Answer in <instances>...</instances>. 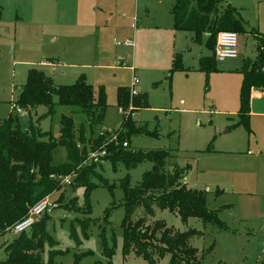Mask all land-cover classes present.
<instances>
[{
  "label": "rangeland",
  "instance_id": "374dc122",
  "mask_svg": "<svg viewBox=\"0 0 264 264\" xmlns=\"http://www.w3.org/2000/svg\"><path fill=\"white\" fill-rule=\"evenodd\" d=\"M35 1L0 0L3 10L0 19V120L11 114L19 118L22 131L29 130V114L17 113L14 102L31 68L44 69L41 71L62 85L72 84L84 76L96 91L105 88L108 108L101 131L111 141L122 131L118 88L126 85L133 88L134 79H137L136 91L142 89L148 106L134 113L133 123L144 132L132 134L127 148L130 151L166 148L170 153L166 171H171L176 164L189 165L188 186L207 192V207L216 214L219 223H204L197 218L183 223L178 214L160 209L153 220L163 219L180 231L189 228L203 231V236L194 238L192 245L199 249L200 255L204 254V264L264 263V156L260 157L261 163H252L250 167L237 160L239 155L224 152L250 146L252 151L255 136L259 134L263 121L260 116H256L257 133L252 122L250 132L236 125L242 84V73L236 69L242 67L246 57L264 52V37L256 36V42L247 29L245 34L238 33L239 56L222 62L216 60L218 70L207 74L200 69V59L213 55V51L205 44L194 42L192 32L174 28L170 14L174 0H149V6L140 0L138 18L142 20L139 24L137 21L136 28L141 31L136 38L132 33L106 35L101 42L111 52L106 57L102 55L107 51L99 53L96 49L95 34L90 38L81 36V31L72 27L68 17L51 18L54 22L38 20L31 8L24 6ZM234 1L240 5L237 8L247 22L246 27L262 31L264 6L259 12L261 4L253 0ZM177 31L180 35L175 41ZM127 40L134 46H125L123 42ZM176 42H179L177 48L182 50L176 49ZM176 55L183 69L173 68ZM127 57H130L131 67L117 65L120 58ZM224 67L234 71H221ZM170 72L171 80L168 79ZM54 100L57 102L56 96ZM46 112L45 106H39L32 113L33 120ZM62 113L72 115L77 123L83 119L76 108L57 105L54 115L40 121L41 129L52 131L57 137ZM54 156L56 164L65 162L66 149L58 147ZM152 167L153 163L146 160L130 170L122 164L114 170L109 160H103L97 168L98 175L113 188L92 179L97 187L89 196L85 187L71 185L74 176L69 177V182L61 179V188L48 196L49 201L57 204L47 222V231L55 244L45 246L43 261L49 264H148L134 253L124 258L125 209L121 183L128 175L131 187L140 185L144 173ZM140 211L135 213L134 220L136 215L142 216L143 211ZM104 235L109 247L113 241L116 243L111 262L103 252ZM16 236L9 230L0 235V262L7 257L5 244ZM50 250L53 252L51 261L48 259ZM78 255L86 256L76 258ZM169 258L167 255L157 264H167Z\"/></svg>",
  "mask_w": 264,
  "mask_h": 264
},
{
  "label": "trees",
  "instance_id": "16d2710c",
  "mask_svg": "<svg viewBox=\"0 0 264 264\" xmlns=\"http://www.w3.org/2000/svg\"><path fill=\"white\" fill-rule=\"evenodd\" d=\"M171 14L176 30L192 32L194 42L205 44L213 51V55L200 59V69L207 74L218 70L215 57L218 33H246L238 10L227 0H175ZM258 53L255 60L245 59L241 69L243 81L236 125L244 126L249 132L252 89L264 86V52ZM173 68H184L178 55ZM117 102L124 111L122 131L116 140L110 141L101 131L108 108L104 87L96 91L84 76L72 84L57 85L43 71L29 70L26 84L14 102L15 107L29 114V130L22 131L19 118L11 114L0 120V235L24 218L38 201L59 190L63 177L74 176L71 185L85 187L88 196L97 187L92 179H98L101 185L112 189L113 186L98 175L100 163L85 164L90 152L105 149L107 154L103 160H109L114 170L120 164L130 170L146 160L153 163L152 169L144 173L140 185L131 187L128 175L121 183L125 209L122 224L124 258L134 253L148 264H157L169 255L167 264H204V254L200 255L199 249L192 245V240L203 236V231L196 228L180 231L165 220H153V217L160 209L178 214L183 223H188L191 218L219 223L216 214L207 207V192L187 186L189 165L176 164L171 171L165 170L170 156L166 148L130 151L128 146L125 147L123 143L129 145L132 134L144 132L136 127L132 117L137 110L147 107L148 101L144 93L135 94L131 87L121 86L117 91ZM57 105L76 108L83 119L77 123L72 115L62 113L56 137L52 131H43L40 121L54 115ZM39 106H45L47 112L33 120L32 113ZM60 146L66 149V161L56 164L54 154ZM138 209L143 214L136 215L134 220ZM49 218L50 215L45 214L29 231L5 244L7 257L0 264H49L42 258L45 246L55 244L47 231ZM113 242L109 247L106 236L102 238L103 252L109 261L115 252L116 243ZM52 253L50 250L49 261ZM83 256L86 255L76 258Z\"/></svg>",
  "mask_w": 264,
  "mask_h": 264
},
{
  "label": "crops",
  "instance_id": "0c3cea01",
  "mask_svg": "<svg viewBox=\"0 0 264 264\" xmlns=\"http://www.w3.org/2000/svg\"><path fill=\"white\" fill-rule=\"evenodd\" d=\"M143 1L145 2L146 6H149V0H143ZM227 1L238 10L237 7L240 5H238L234 0H227ZM253 1L255 4L257 3V5L261 4V7H259V12H261V8L264 6L263 4L264 0H253ZM139 5L142 6L140 0H61L59 2L54 0H36L34 3L27 2V5L24 6H26L27 8H31L30 10L31 13H34L35 17L40 21L54 22L53 19L51 18L61 19L68 17L67 20L71 24H73L72 27H77V29L81 31V36L83 37L88 36L90 38L92 33L95 34L96 49L99 53L102 51H107V52H103L102 55L106 57L109 56V54L111 53L107 48L101 45V42L103 38L106 37V35H108L109 33L117 32V34L127 36L132 33L136 38V35H138L139 32L141 31V28L140 29L136 28L137 21L139 24L142 20V17L140 19L138 18L139 7H140ZM171 9H170V14H171ZM238 14L243 19L246 26L247 22L244 20L239 10H238ZM2 15H3V10H2ZM246 29L255 38L256 42H257L256 36L264 37L263 28L262 31H260L257 28H250V27L249 28L246 27ZM179 35L180 32L177 31L175 36V41H178ZM127 41H131V40H127ZM127 41H124L123 44L125 45V42ZM114 43H116V41ZM178 46H179V42H176L175 43L176 49L182 50L177 48ZM257 56H258V52L252 57L250 56L248 58L255 60ZM202 57L204 56H201V58ZM245 59H247V57ZM134 63L136 65L135 58H134ZM42 66L45 67L46 64L42 63ZM242 67L239 69L237 68L236 71L241 72ZM40 70L45 71L44 69H40ZM132 70L133 73L136 74V68H133ZM220 70L224 72L234 71V69H230L227 67L221 68ZM242 81H243V75H242ZM54 83L57 85L61 84V83L60 84L56 83L55 81ZM126 86L130 87L129 85ZM134 88L136 90V84L134 85ZM21 90H19V93L21 92ZM138 92L141 93L142 89L138 90ZM239 101H240V95H239ZM256 116L262 117L263 121L261 123L260 131L258 130L259 134H256L255 136L254 148L252 149V151H251V146L248 149H246L245 147H241V148L238 147V148L226 149V151H224L226 153L239 155L238 157L240 158H238L237 160L243 163H247L248 166L250 167L253 166L252 163H258V164L261 163L260 157L264 156V86L253 88L251 94L250 123L252 122V128L254 129L255 133H257V128L255 129ZM228 131L229 130H227L226 132ZM258 181L259 180H257L256 182Z\"/></svg>",
  "mask_w": 264,
  "mask_h": 264
},
{
  "label": "built area",
  "instance_id": "2783aa9c",
  "mask_svg": "<svg viewBox=\"0 0 264 264\" xmlns=\"http://www.w3.org/2000/svg\"><path fill=\"white\" fill-rule=\"evenodd\" d=\"M126 46H134L132 41L125 42ZM239 56V34L234 31H220L217 35L216 46H215V57L218 61H224L226 59H233ZM117 65L120 66H130V57L120 58L117 61ZM138 82L137 79H134L133 83V93L136 94L134 85ZM17 113L23 115V111L19 107H15ZM120 111L124 113L123 109L120 108ZM114 138L113 140H116ZM125 147L128 146L127 142H124ZM107 154L105 149H100L92 151L89 153L88 162L89 163H100L103 161V157ZM70 176L61 178L63 182H69ZM57 208V204L49 201L48 197L38 201L33 205L27 215L22 218L20 221L15 223L12 227L9 228V231L13 232L15 235H19L23 232L29 231L45 214H52V212Z\"/></svg>",
  "mask_w": 264,
  "mask_h": 264
}]
</instances>
